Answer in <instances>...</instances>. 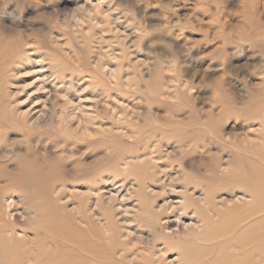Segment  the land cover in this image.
Segmentation results:
<instances>
[{
    "label": "rangeland",
    "instance_id": "1",
    "mask_svg": "<svg viewBox=\"0 0 264 264\" xmlns=\"http://www.w3.org/2000/svg\"><path fill=\"white\" fill-rule=\"evenodd\" d=\"M246 1L0 0V38L26 49L0 78V211L22 225L19 238L24 231L36 236L26 224L33 214L23 218L20 205L19 212L9 208L19 200L10 195L24 200L26 192L34 203L57 204L77 225L79 215L89 220L96 251L114 252L112 260L94 263H158L153 252L163 248L160 261L176 264L167 235L197 253L201 245L192 239L203 223L195 228L188 211L175 217L166 202L187 205L180 197L189 178L211 188L198 171L238 153L230 144L237 136L263 147L257 102L264 99V58L256 43L240 38L242 9L254 0ZM36 117L38 124H26ZM177 137L204 144L180 152ZM219 140L226 151L216 150ZM26 174L27 180L20 176ZM241 198L235 205L250 202ZM192 255L182 264H193Z\"/></svg>",
    "mask_w": 264,
    "mask_h": 264
},
{
    "label": "bare ground",
    "instance_id": "2",
    "mask_svg": "<svg viewBox=\"0 0 264 264\" xmlns=\"http://www.w3.org/2000/svg\"><path fill=\"white\" fill-rule=\"evenodd\" d=\"M254 1L251 3V6L250 4L245 5L244 4L245 1L243 3L245 7H243L241 13L242 28H240L241 29L240 38L241 40L244 41L251 40L254 43H256L255 45L256 48L258 49V51H260L261 56L264 58V20L261 19L262 13L259 11L258 8L262 6L264 8V4H262L261 6L259 0H254ZM19 43L16 41H6L5 39L0 38V78L4 75L6 71L11 69L12 65L16 64L17 62L16 58L18 57V55H20L21 58L24 51L26 50L25 49L23 51L22 49L23 45ZM259 71L264 73V63L261 64ZM263 87L264 85L262 86V88ZM47 98L49 97L47 96ZM262 100L264 101V99ZM263 101H261L260 99V101L257 102L258 103L257 108L258 107L260 108L259 111L261 110L264 111ZM255 113L256 114H254V112L252 113L254 114L251 116L252 119L254 117H257L258 116L257 113L259 112H255ZM23 115L25 116V114ZM39 119H40L39 117L34 118L32 121L31 119H28L26 121V124L27 125L38 124L37 122L39 121ZM262 122L264 123V118H262ZM1 126L2 125H0V127ZM215 135L217 136V134ZM258 136L260 139L263 140V147H259V146L254 147L253 143L246 141L245 137L243 140H237V138L239 139V136H237V138H234L235 139L234 141L231 140L230 144L236 148L238 153L232 155L231 157L229 156L227 158L228 161H225L224 163H222V165L221 163H219L221 162L222 159L218 160L216 158L213 159V161L208 160V163H204V171L201 172L202 170H200L198 171V173L200 178L205 179L206 182H208V184L210 183L213 185L211 188L208 187L206 185L207 183L205 182H204L205 184H202L198 182V180L191 181L189 178L188 182L190 183L186 182L183 185L181 184L182 186L180 184L178 185L181 186V188L184 189L185 191V192L183 191L184 193L181 194L180 198L182 200H186L187 205L175 206L173 203H169L168 201L166 202L167 207L164 206V209H167V211L169 209L171 211L170 213H172L173 215H175L174 213H177L175 217L178 218V216H180L182 212L184 213V217H186L187 216L186 211H188V213L190 214L192 213L190 219L193 217L196 218L197 222L196 223L193 222L194 225L196 226L195 228H197L198 223H203L202 228L198 227V229H200V232L196 235V237L192 239V241H194L197 245H201L200 247L196 246L197 253L194 252L193 250L194 248L188 249L186 246L185 247L181 246L182 244L178 245L179 242L172 243L173 241L171 239L173 237L172 235H167L163 237L164 242L168 246L172 247L174 244L173 248L176 247V251H177L176 254L179 256V257L177 256L178 258L176 257L175 260L176 264H182L183 262L185 263L186 260L183 261V259L186 257L184 256H187V254L191 252H193V255L191 256V260L194 259L193 264H264V134L263 131L262 133H259ZM180 139L181 140L178 139L179 141L175 143L176 149H180V152H182L183 150L182 148L184 147L189 148V151H191L190 149L194 150L197 148H202L204 144V143L203 144L200 143L199 139L201 138L186 139L185 137L184 138L182 137ZM222 141L223 140H219L218 143L216 142L218 144L217 146L218 149L216 150H220L223 152V150H225L224 149L225 146L223 145L224 141L223 142ZM210 143L211 142L209 143L207 142L206 144V146L209 147V148L207 147L208 148L207 152L209 153H210L209 149L211 147ZM165 153L168 154L171 152H165ZM216 154L218 155V153ZM207 159L208 158L203 157L202 160H207ZM178 160L176 162H178ZM211 162L212 164H210ZM227 162L228 164H225ZM193 165L194 164H192V168ZM197 165L199 166V164ZM223 165H226L225 169L221 168L223 167ZM180 169L183 170L182 167H180ZM22 173H24V171ZM183 174L186 175L185 173ZM20 176H22L23 179H26L29 177V174H26L25 176L23 175ZM54 178L55 177L51 178L49 180L50 181L49 183L54 182L55 180ZM197 178L194 177L195 180ZM23 182H21L22 185L24 184ZM181 182L183 181L181 180ZM169 183L170 185L172 184L171 181ZM168 184H166L167 187L170 186ZM161 187L162 186H160L159 188ZM169 188L171 189L172 187ZM13 190L15 191V189ZM174 190L176 191L175 188ZM174 190L172 189L173 192ZM180 190L181 189H179V191ZM196 191H198V193ZM0 192L1 193L3 192L1 187H0ZM219 192H224L225 194L223 193V195L225 196L218 199L217 201L216 198L219 195L218 194ZM174 193L173 195H176ZM22 194L23 195L21 196H23L24 200H22V197H20L19 195L17 197H15L16 195L15 196L10 195L11 199L18 198L19 200L17 203L11 202L9 208L10 209L12 208V211H14L17 210L15 209V206L20 205L23 208L22 213L20 212L23 218H25L29 213L33 214L34 217L31 218L28 217V219L26 220V224H28V226L29 225L33 226L36 236L30 238L29 236H31L30 235L31 233L24 231L22 237L19 238V236H17L15 232H17L22 227V225L18 224L17 218L14 216H12V220H5L0 211V264H98L97 262L94 263L95 259L107 258L112 260V258H114L113 257L114 252L111 250H109V252H107L105 256H103L102 254L96 251V249L94 248L95 243L91 238L90 240L88 239V237L91 236V234H93L92 231L94 227L93 225L90 224L89 220L85 216H83V214L79 215L78 217L79 224L77 225L73 223V221H75L77 218H74L73 220L71 216L63 214V210L61 209V207L57 206V204L51 203L52 205H49L51 208H49L48 206H44L41 203L32 202L33 201L32 198H34V195H29L26 192ZM236 195H239V197L237 196L234 198V196ZM244 196L249 197L250 202L242 203L243 205H239V206L235 205L237 201L244 200L241 198ZM164 202L165 201H163V203ZM231 203H233V207L236 209V212L232 214L229 213L230 209L233 208V207H229ZM189 209H191L192 211H189ZM212 218L215 220H211ZM160 219H158L159 223L161 222ZM192 220L193 219H191V221ZM222 221L225 224H221ZM82 223L85 224L86 226L85 228L80 227V224ZM153 225L152 227L155 229V226ZM160 226L161 228H163L162 225ZM189 227H190L189 224L184 225V228L187 230L189 229ZM203 242H207L208 245L200 244ZM225 246H227V250L224 252H220L219 249ZM204 248H206L208 251L205 250ZM159 250L155 251V253L152 251L153 256H157L159 262L157 263L158 260L154 261L151 260L150 258H146V260L148 261L146 264H163L162 262H164V260H162V262L160 261L161 260L160 254L163 255L166 252L164 251L163 248ZM123 259L124 260L126 259L124 254L120 255V260L122 262ZM171 264H173V262Z\"/></svg>",
    "mask_w": 264,
    "mask_h": 264
}]
</instances>
